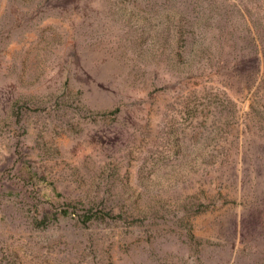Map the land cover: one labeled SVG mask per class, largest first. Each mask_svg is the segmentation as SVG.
<instances>
[{
    "label": "rangeland",
    "instance_id": "obj_1",
    "mask_svg": "<svg viewBox=\"0 0 264 264\" xmlns=\"http://www.w3.org/2000/svg\"><path fill=\"white\" fill-rule=\"evenodd\" d=\"M256 2L0 0V264H264Z\"/></svg>",
    "mask_w": 264,
    "mask_h": 264
},
{
    "label": "trees",
    "instance_id": "obj_2",
    "mask_svg": "<svg viewBox=\"0 0 264 264\" xmlns=\"http://www.w3.org/2000/svg\"><path fill=\"white\" fill-rule=\"evenodd\" d=\"M245 7H246L245 9L247 11H243L241 13H242L243 16L246 17V21H248L247 29H248V27L250 25L249 22H251V23H253V24L257 25V26L261 25V26H263L262 27L263 28V30H262L263 33L261 35L264 37V0H257V2L255 4V8L249 7L247 5ZM246 13H247L248 16H246ZM194 15L195 16L193 18H191V19H192L193 23H196V24L202 23L203 21L208 23V21H206V20H208V18L211 17V16L208 17V13L206 11H197V12H194ZM191 19H190V21H191ZM226 20H229V18L227 17ZM181 28L182 27L180 25V27H179L180 32L178 30L180 35L184 34V33H182L183 30H181ZM226 29H228V33L232 34V30L230 29V27H227ZM227 40L228 41H230V40L232 41V43L229 44L230 47L235 45V43H236L235 40L232 37H227ZM255 40H256L255 42H256V44L258 46L257 47L258 51L262 52V54L264 56V38L263 39L261 38V41L260 40L258 41V38L255 36ZM209 52H212V48L209 49ZM178 54L182 58L181 53H178ZM206 56H207V59L213 60L211 58V54H206ZM206 56H203V57H206ZM193 61L197 62V63H200V61H202V57L197 58V59H193ZM182 62H185V61L183 60ZM262 63L264 65V61H262L261 64ZM260 69H261V65H260ZM263 74H264V69H263ZM257 92H259L260 97H264V84H262L259 87V90ZM263 106L264 105H262V103H261L259 98H254V100H253V102L251 104V108L253 109V112H254V114L252 113V115L254 116V118L258 119L261 122L262 126H263V123H264V108H262ZM249 128L251 129L250 125H249ZM254 132L251 135H253ZM191 207H192V209H193V207H196V212H198V213H204V212L209 211L208 207L203 208V204L201 202L193 204L192 206L185 205L183 207V209L185 210V212L188 213L191 210Z\"/></svg>",
    "mask_w": 264,
    "mask_h": 264
}]
</instances>
